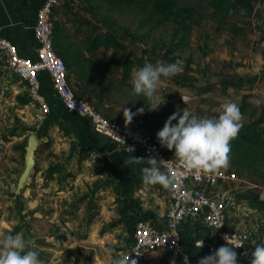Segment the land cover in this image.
<instances>
[{"label":"rangeland","instance_id":"rangeland-1","mask_svg":"<svg viewBox=\"0 0 264 264\" xmlns=\"http://www.w3.org/2000/svg\"><path fill=\"white\" fill-rule=\"evenodd\" d=\"M70 2L75 7L65 12L67 20L62 21L67 28L70 26L68 31L76 47L84 49L86 34L90 39L104 36L122 46L115 51L110 49V52L98 50L99 62L93 74L100 80V85L89 88L88 97L84 98L81 91L75 89L69 75L70 86L78 97L86 99L111 120L119 115L124 118V108L131 109L133 114L142 107L148 108V102L142 95H135L133 90L119 84L120 74L115 68L106 69V62L111 58L118 61L117 66L128 62L133 70L142 67L145 62L154 64L163 60L173 64L180 61L182 71L164 79L159 89L161 98L167 96L169 100L170 95L182 89L177 85L179 83L189 82L204 88L214 85L209 82L215 80L219 65L226 61L224 56L229 53L227 47L224 49L221 46L225 36L217 31L214 34L215 30L211 28L216 20L210 19L205 0H176V9L182 11L179 22L171 20L158 25V17L152 15L150 9L144 13L122 9L108 18L102 9L101 15L106 13L102 18L93 14L81 0ZM198 13L207 17V25L202 26L197 18L189 21L183 18L187 15L191 18ZM142 21H146L143 26ZM78 24L88 29L78 33ZM188 25L192 28L189 33ZM125 30L134 38L141 37L145 41H134ZM18 81L26 89L25 96L29 97L28 84L20 79ZM80 87L85 89L83 84ZM8 93L0 102V232L19 233L25 239L34 240L39 259L44 264H110L105 255L106 248L124 253L130 247V232L122 221L121 202L115 189L108 183L95 156H89L68 133L61 132L50 123L49 115L44 121L37 119L39 107L31 97L33 108H23L13 92L8 90ZM168 103L159 108L167 107ZM131 122H136L134 115ZM149 133L158 142L157 133ZM30 135H35L39 142L36 164L24 190L16 195L26 154V150L23 152L17 147L24 145L26 148ZM4 137H8L9 141H4ZM43 143L47 146L42 147ZM166 150L174 156L173 151ZM54 166L62 167L61 174L53 181H46L44 173ZM243 202L234 212L232 207L227 208L228 227L236 229L239 226L236 220H242L245 213V222L259 225L250 234L264 230V214L253 209L251 212L249 203L246 200ZM167 255L170 254L165 251L152 253L142 264L178 262L171 255L166 259Z\"/></svg>","mask_w":264,"mask_h":264},{"label":"crops","instance_id":"crops-1","mask_svg":"<svg viewBox=\"0 0 264 264\" xmlns=\"http://www.w3.org/2000/svg\"><path fill=\"white\" fill-rule=\"evenodd\" d=\"M45 1L0 0L1 33L17 47L20 55L25 58L37 59L38 43L34 36V27L38 13ZM81 1L84 6L88 7L84 0ZM231 1L234 3L235 9L226 16H221L220 11L208 8L210 19L216 20L211 24V28L215 30L214 34L217 31L222 36H225L223 37L224 44L221 43V46L224 49L227 47L229 52L224 56L226 61L222 62L218 67V73L215 75L217 77H214L215 80L213 82H209V84L214 83V85L204 88L192 83V88L190 86H180L179 84L182 83H179L177 85L182 88L180 92L170 95L169 100L165 96L164 100L166 103L169 102L166 106L171 107L174 111L177 108L183 109L187 107L201 118L217 116V109L225 100L236 103L239 109L245 100L247 108L242 113V125H248L251 121L264 114V19L259 22L254 17L257 8H262L264 17V8L260 7L256 0ZM73 6L70 0H59V5L54 9V45L58 54L59 49L56 44H62L64 47H70L74 52L89 57L88 48L92 45V40L97 36L90 39L86 34L85 47L80 49L72 42V35L68 31L70 26L67 28L63 22L67 20L65 12L71 11ZM84 12L86 13V9ZM193 18L200 20L198 23L201 22L202 26L208 23L204 14L200 15L198 13L196 16H192L190 20ZM78 26V33L88 29L83 24H78ZM208 29L206 28V30ZM210 37L212 38L213 36ZM202 45L204 46V44ZM101 49L104 50L105 47L100 46L98 48V50ZM111 49L115 51L117 48L112 47ZM107 52H110V50ZM96 59L95 68L99 62L98 57ZM69 75L72 78L75 89L81 91L80 93L84 95H82L84 98L88 97V89L93 87H89L80 76L74 75L70 71ZM92 77L96 78L93 73ZM40 79L42 84L41 93L51 107V113L48 116L50 123L57 126L61 132L68 133L73 141L75 140L77 146L86 151L89 156H95L104 176L112 188L115 189L121 202L122 221L130 232V242L133 238L134 229L140 221H148L158 231H164L167 227V214L170 207L169 188L159 184H145L142 179L141 169L146 165H132L129 167L124 165V161L131 156L145 159L148 157H143L138 153L128 154L116 143L96 134L88 119L79 117L65 109L55 96L51 81L47 75L41 74ZM253 79L254 83H247V81ZM20 84L18 78L14 77L0 64V102L9 95L8 90L13 92L14 98L20 95L25 96L26 89ZM80 84L85 85L84 90L80 87ZM78 85L79 87H77ZM182 97L187 98L186 104H184ZM205 105L207 106L205 107ZM22 107H31L30 109H32L33 102ZM115 120L122 124L126 123L125 118L121 115L116 117ZM243 187L240 183H222L213 188L211 193L217 195L226 204L227 208L232 207V212H234V209L239 208V203L243 202L242 195H239L245 191ZM250 211L252 212V209ZM244 217H246L245 213L242 214V220H236L239 224L238 230L249 233L258 228L259 225L257 223H252L251 225L244 221ZM234 226L235 224L231 227L233 228ZM178 232L183 248L193 264H198L199 260L207 255L208 245L216 246L219 244L216 233L205 225L201 216L184 221L180 225ZM250 235L253 244L264 242V230L255 231L253 234L251 232ZM201 240L207 246L201 248L197 246L196 243ZM236 252L238 256L237 264H246L238 251ZM176 264H179V262Z\"/></svg>","mask_w":264,"mask_h":264},{"label":"built area","instance_id":"built-area-1","mask_svg":"<svg viewBox=\"0 0 264 264\" xmlns=\"http://www.w3.org/2000/svg\"><path fill=\"white\" fill-rule=\"evenodd\" d=\"M256 2L264 8V0ZM58 5L59 0H46L38 13L34 27V36L38 43L36 60L21 56L17 47L2 35L0 28V64L14 77L28 84V96L39 107L38 120L44 121L51 113V107L41 93L40 77L45 74L51 81L55 96L65 109L88 119L96 134L116 143L128 154L138 153L143 157H154L158 161H171L166 168H162L173 178L168 190L170 207L166 229L158 231L150 222L140 221L134 229L130 247L124 254L129 255L136 264H142L152 253L165 251L179 264H185L186 259L187 264H193L183 248L178 231L187 219L201 216L205 225L214 230L219 240L216 246L208 245L207 255L221 246H226L224 237L229 236V245L235 247L242 244L236 251L246 264H251L256 245L253 244L250 233L227 227L226 204L212 194L211 190L222 183L233 182L243 185L245 191H257L264 196V186L241 178L226 168L211 174L187 169L174 156L169 155L166 148L161 147L139 122L122 124L115 119H108L87 100L79 98L70 86L69 71L53 41L54 9ZM199 242L196 243L197 246ZM205 246L207 244L203 242L202 247Z\"/></svg>","mask_w":264,"mask_h":264},{"label":"clouds","instance_id":"clouds-1","mask_svg":"<svg viewBox=\"0 0 264 264\" xmlns=\"http://www.w3.org/2000/svg\"><path fill=\"white\" fill-rule=\"evenodd\" d=\"M181 62L173 64L157 60L154 64H145L133 70L131 85L135 95H142L148 102L150 111H156L165 103L164 97L158 94L164 79L176 76L182 71ZM162 100V102H161ZM184 104L187 98L182 97ZM126 124H130L133 115H142L144 108L133 114L131 109L124 108ZM217 116L198 117L187 107L177 110L168 117L163 128L157 132L156 139L161 147L174 152V158L187 169L197 172L216 173L229 166L230 144L237 138L242 125V113L236 103L225 100L217 109ZM176 123H173V122ZM134 151L131 148H128ZM171 161H158L149 156L145 158L129 157L124 161L126 167L146 165L141 169L145 184L161 185L169 188L173 183L166 168ZM222 227V226H221ZM226 246H221L211 254L202 257L198 264H237L236 249L242 244L229 245V236L224 237ZM235 239V237H232ZM200 248L203 240L199 242ZM34 240L25 239L22 234L0 232V264H44L39 259ZM105 255L110 264H136L127 254L106 248ZM185 264H187V259ZM251 264H264V242L256 244L252 252Z\"/></svg>","mask_w":264,"mask_h":264},{"label":"trees","instance_id":"trees-1","mask_svg":"<svg viewBox=\"0 0 264 264\" xmlns=\"http://www.w3.org/2000/svg\"><path fill=\"white\" fill-rule=\"evenodd\" d=\"M205 1L209 9L220 11L221 16H226L235 9V5L231 0ZM84 2L94 14L100 15L102 18L106 16V13L108 18L109 15L111 16L114 13H118L122 9L139 10L142 13L150 9L151 14L158 17L157 25L171 20L178 23L179 18L182 16V11L176 9V0H84ZM102 9L106 11L103 15H101L100 12ZM189 16L190 15L183 17L184 20L189 21ZM104 20L106 21L107 19ZM145 22L146 21H142L141 26H143ZM191 30L192 28L188 25V33L191 32ZM125 32L134 41H145L141 37L134 38L128 30H125ZM183 41H185V39H183ZM56 46H58L59 55L63 58L68 71L72 72L74 75L80 76L89 87H98L100 85V80L92 77L97 61L96 52L98 48L104 46L107 52L112 47L117 49L122 47L116 41L104 36H97L92 40V45L88 48L89 57L74 52L70 47H64L62 44H56ZM117 65L118 61L111 58L107 63L106 69L115 68V71L120 74V79H118L119 84L122 87L132 90L130 82L133 70L132 66L129 65L128 62L122 63L120 66ZM247 83H254V79L247 81ZM179 85L183 87H192L193 84L185 82ZM16 101L21 106H26L32 102L31 98L22 95L18 96ZM246 108L247 104L244 100L240 108L241 113H243ZM174 112L175 111L171 107L159 108L156 111H150L149 108L145 107L142 115H134V117L136 121H139L140 126L145 131L157 133L163 128L168 117ZM135 113H137V111ZM173 123L176 122L174 121ZM4 141H9L8 137H4ZM43 144L42 147L47 146ZM17 148L25 152L24 145H20ZM229 161V166L226 169L230 172L235 173L241 178L248 179L264 186V114L251 121L248 125H243L237 138L231 141ZM61 172V166H54L44 173V178L46 181H53L55 180V176L60 175ZM242 199L249 203L251 209L264 214L263 195L256 191L247 190L243 193ZM169 257L170 255H167L166 259Z\"/></svg>","mask_w":264,"mask_h":264},{"label":"water","instance_id":"water-1","mask_svg":"<svg viewBox=\"0 0 264 264\" xmlns=\"http://www.w3.org/2000/svg\"><path fill=\"white\" fill-rule=\"evenodd\" d=\"M254 17L257 21L262 22L263 17V10L262 8H257L254 14ZM39 142L35 135H30L28 138V144L25 148L26 154H25V168L23 170L22 175L20 176L17 184V189L15 194L19 195L24 190L27 180L33 171L35 164H36V152L38 150Z\"/></svg>","mask_w":264,"mask_h":264}]
</instances>
